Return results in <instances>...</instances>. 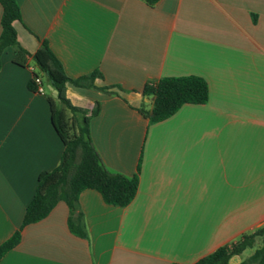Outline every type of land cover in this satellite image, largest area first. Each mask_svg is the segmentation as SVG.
Masks as SVG:
<instances>
[{"label":"crops","instance_id":"0c3cea01","mask_svg":"<svg viewBox=\"0 0 264 264\" xmlns=\"http://www.w3.org/2000/svg\"><path fill=\"white\" fill-rule=\"evenodd\" d=\"M21 50L0 68V246L22 226L39 176L60 164L65 146L48 96L29 88L43 42L77 80L67 98L90 112V135L104 166L139 187L127 207L81 193L69 207L24 227L0 264H195L264 227V0H16ZM3 9L0 5V35ZM196 76L204 105H184L156 124L147 84ZM108 89V92L101 89ZM81 122L82 118L78 117ZM139 168V169H138ZM262 246L234 256L241 264Z\"/></svg>","mask_w":264,"mask_h":264},{"label":"trees","instance_id":"16d2710c","mask_svg":"<svg viewBox=\"0 0 264 264\" xmlns=\"http://www.w3.org/2000/svg\"><path fill=\"white\" fill-rule=\"evenodd\" d=\"M155 6L160 0H144ZM3 9L0 35L1 57L8 48L21 50L17 40L14 23L21 21V10L16 0H0ZM34 66L46 85L57 91L58 98L48 96L52 112L53 126L61 138L65 149L60 164L52 171L43 172L38 179L33 199L26 207L23 224L20 229L2 246L0 259L14 249L21 240V234L27 225L47 218L59 202H65L70 211L69 228L79 237L86 238L82 227L72 220L79 196L86 190L98 192L107 205L127 207L134 200L138 187V176L133 178L112 173L104 166L90 135V118L97 116L100 105L90 112L74 107L67 98V84L84 87L92 86L99 72L73 80L70 79L47 42H43L33 57ZM29 88L35 92V83L31 80ZM108 92V89H101ZM143 97L152 98L150 111L139 110L150 124L163 122L174 116L184 105H204L209 100L207 82L196 76L164 78L154 84H147L142 90ZM81 117V122L79 118ZM139 169V168H138ZM262 239V246L241 264H264V227L255 232L241 236L238 240L225 244L195 264H230L234 256L254 247L256 239Z\"/></svg>","mask_w":264,"mask_h":264},{"label":"built area","instance_id":"2783aa9c","mask_svg":"<svg viewBox=\"0 0 264 264\" xmlns=\"http://www.w3.org/2000/svg\"><path fill=\"white\" fill-rule=\"evenodd\" d=\"M32 71V81L35 83V92L39 95H46V93L48 92V88L44 83L42 76L38 73V69L34 66L32 68ZM153 84L155 85L156 83Z\"/></svg>","mask_w":264,"mask_h":264},{"label":"water","instance_id":"95a60500","mask_svg":"<svg viewBox=\"0 0 264 264\" xmlns=\"http://www.w3.org/2000/svg\"><path fill=\"white\" fill-rule=\"evenodd\" d=\"M48 88H49L50 92L52 93V97H53L54 99H57V98H58L57 91L54 90L51 86H49Z\"/></svg>","mask_w":264,"mask_h":264}]
</instances>
